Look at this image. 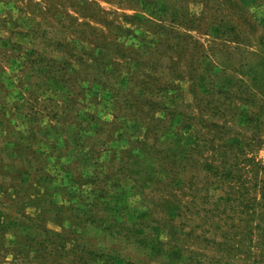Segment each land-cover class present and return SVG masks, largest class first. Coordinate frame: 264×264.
Segmentation results:
<instances>
[{"label":"rangeland","instance_id":"1","mask_svg":"<svg viewBox=\"0 0 264 264\" xmlns=\"http://www.w3.org/2000/svg\"><path fill=\"white\" fill-rule=\"evenodd\" d=\"M0 264H264V0H0Z\"/></svg>","mask_w":264,"mask_h":264}]
</instances>
